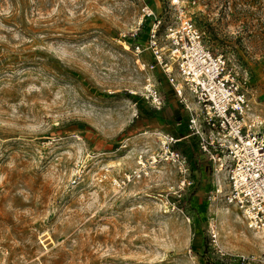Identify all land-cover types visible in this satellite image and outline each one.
Here are the masks:
<instances>
[{
  "label": "rangeland",
  "instance_id": "374dc122",
  "mask_svg": "<svg viewBox=\"0 0 264 264\" xmlns=\"http://www.w3.org/2000/svg\"><path fill=\"white\" fill-rule=\"evenodd\" d=\"M194 1L264 122V0ZM147 5L173 21L172 0H0V264H264V232L226 202L194 136L177 145L185 186L152 161L164 134L190 131L162 68L142 67L151 51L133 52ZM149 73L161 110L139 97Z\"/></svg>",
  "mask_w": 264,
  "mask_h": 264
},
{
  "label": "built area",
  "instance_id": "2783aa9c",
  "mask_svg": "<svg viewBox=\"0 0 264 264\" xmlns=\"http://www.w3.org/2000/svg\"><path fill=\"white\" fill-rule=\"evenodd\" d=\"M172 8L173 21L166 22L148 5L145 7L143 17L152 19L147 40L134 45L133 52L140 55L151 51L154 60L142 67L151 72L162 68L189 113L190 134H164L152 161L176 166L185 186L189 159L177 145L194 136L199 151L214 170L226 173V202L239 208L250 228L264 232V122L250 114L248 80L227 56L215 52L206 42L205 33L189 15L185 0H172ZM139 97L157 110L166 106L151 73L147 74ZM139 163L144 164L142 160ZM216 192L221 194L223 189L219 186ZM212 235L217 241L215 231Z\"/></svg>",
  "mask_w": 264,
  "mask_h": 264
},
{
  "label": "trees",
  "instance_id": "16d2710c",
  "mask_svg": "<svg viewBox=\"0 0 264 264\" xmlns=\"http://www.w3.org/2000/svg\"><path fill=\"white\" fill-rule=\"evenodd\" d=\"M182 141H183V140H182ZM182 141H180V142H182ZM178 146H179V145H178ZM178 146H177V147H178ZM182 150H183L184 153H187V150H185L184 148H182ZM193 195H194V193H192V194L189 196V198H188V201H189V202H191V199H192ZM209 263H210V264H213L212 262H209Z\"/></svg>",
  "mask_w": 264,
  "mask_h": 264
},
{
  "label": "bare ground",
  "instance_id": "6f19581e",
  "mask_svg": "<svg viewBox=\"0 0 264 264\" xmlns=\"http://www.w3.org/2000/svg\"><path fill=\"white\" fill-rule=\"evenodd\" d=\"M125 47H126V48H129V45L126 44Z\"/></svg>",
  "mask_w": 264,
  "mask_h": 264
}]
</instances>
